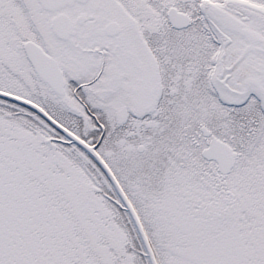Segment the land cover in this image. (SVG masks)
I'll return each mask as SVG.
<instances>
[{"label":"snow or ice","instance_id":"snow-or-ice-1","mask_svg":"<svg viewBox=\"0 0 264 264\" xmlns=\"http://www.w3.org/2000/svg\"><path fill=\"white\" fill-rule=\"evenodd\" d=\"M0 264H264V0H0Z\"/></svg>","mask_w":264,"mask_h":264}]
</instances>
